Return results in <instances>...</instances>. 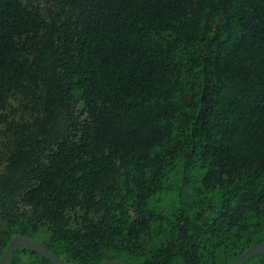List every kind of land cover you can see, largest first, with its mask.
<instances>
[{
    "label": "trees",
    "instance_id": "obj_1",
    "mask_svg": "<svg viewBox=\"0 0 264 264\" xmlns=\"http://www.w3.org/2000/svg\"><path fill=\"white\" fill-rule=\"evenodd\" d=\"M16 235L65 264L264 243V0H0V257Z\"/></svg>",
    "mask_w": 264,
    "mask_h": 264
},
{
    "label": "water",
    "instance_id": "obj_2",
    "mask_svg": "<svg viewBox=\"0 0 264 264\" xmlns=\"http://www.w3.org/2000/svg\"><path fill=\"white\" fill-rule=\"evenodd\" d=\"M24 247L28 248L37 254H39L44 259L50 261L52 264H65L60 258H58L54 253L45 248L41 243L36 241L33 238L16 235L13 236L3 253L0 257V264H10L13 258L14 252L19 248ZM264 253V243L257 244L247 251H245L242 255L236 258L229 264H243L245 261L250 259L251 257ZM100 264H121L117 261H103Z\"/></svg>",
    "mask_w": 264,
    "mask_h": 264
}]
</instances>
